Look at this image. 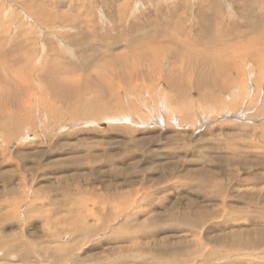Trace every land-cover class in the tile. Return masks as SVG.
<instances>
[{
  "label": "rangeland",
  "instance_id": "rangeland-1",
  "mask_svg": "<svg viewBox=\"0 0 264 264\" xmlns=\"http://www.w3.org/2000/svg\"><path fill=\"white\" fill-rule=\"evenodd\" d=\"M263 78L264 0H0V264H264Z\"/></svg>",
  "mask_w": 264,
  "mask_h": 264
},
{
  "label": "bare ground",
  "instance_id": "bare-ground-1",
  "mask_svg": "<svg viewBox=\"0 0 264 264\" xmlns=\"http://www.w3.org/2000/svg\"><path fill=\"white\" fill-rule=\"evenodd\" d=\"M37 8V7H36ZM149 36V35H148ZM148 36H143V37H148ZM166 38V37H165ZM130 39V38H129ZM134 39V38H133ZM146 39V38H145ZM144 39V42L146 43L147 42V40H145ZM262 40V39H261ZM137 43H135V44H139L140 43V41L141 40H139V39H137ZM144 42H141L140 44H139V47H137V49L138 50H135V52L133 53V55H135V58H137L138 60H136V63L135 64H132L131 66V68H132V70L130 71V74L128 73V79H129V81L130 80H134V79H142V83H146V80L145 79H147V80H150V79H155L156 78V74H155V70H157V68H159L158 69V71H159V75H160V77H162V82H164V84L166 83L167 85H165V87H166V89H168V74H169V72H170V70H168L167 71V75H166V70L168 69V67L167 68H164V64H165V62H166V60H168V56L167 55H165V53H166V51H167V48H168V45L166 44V43H163L162 44V46L161 47H156V44H149V48L148 47H146V45H148V44H144ZM255 44V43H254ZM253 44V45H254ZM132 47H134V46H132ZM136 47V46H135ZM254 47V46H253ZM152 49H154V52L152 51ZM262 50V49H261ZM260 50V51H261ZM132 51V50H131ZM211 51V50H210ZM133 52V51H132ZM241 53V52H240ZM175 55L174 56H177V53H174ZM126 55V54H125ZM133 55H131V57L133 56ZM151 55V56H150ZM238 56V55H237ZM262 58V57H261ZM114 59H117L118 61H119V63L120 64H123L125 67H126V64L128 63V58L127 57H125V56H123L121 59H120V57H118L117 56V58H114ZM131 59V58H130ZM254 59H255V57H254ZM113 60V59H112ZM241 60V59H240ZM253 60V59H252ZM260 60V59H259ZM259 60H258V62H259ZM11 61H12V59H11ZM21 61V60H20ZM118 61H116V62H118ZM213 61V60H212ZM215 61V60H214ZM219 61V60H218ZM235 61V60H234ZM262 61V60H261ZM244 62H246V61H244ZM254 62H257V61H254ZM241 63V62H240ZM251 63V62H250ZM253 63V62H252ZM228 64V63H227ZM248 64V63H247ZM193 65V64H192ZM233 65V64H232ZM243 65H244V63H243ZM255 65V64H254ZM168 66V65H167ZM234 66H237V65H234ZM250 66V65H249ZM246 67H247V65H246ZM234 68V67H233ZM241 68H243V67H241ZM254 68V67H253ZM246 69V68H245ZM248 69H250V68H248ZM17 70V69H16ZM15 70V71H16ZM130 70V69H129ZM242 70V69H241ZM257 70V69H256ZM255 70V71H256ZM7 71V70H6ZM14 71V72H15ZM236 71H237V69H236ZM244 71V70H243ZM19 72V71H18ZM17 72V73H18ZM47 72V71H46ZM68 72V71H67ZM121 72V71H120ZM231 72V71H230ZM234 72H235V70H234ZM241 72V71H240ZM250 72V71H249ZM258 72V71H257ZM16 73V72H15ZM22 73V72H21ZM61 73V72H60ZM112 74H114V72L112 71L111 72ZM232 73V72H231ZM230 73V74H231ZM254 73V72H253ZM19 74V73H18ZM45 74V73H44ZM51 74H52V72H51ZM100 74V73H99ZM229 74V75H230ZM238 74V73H237ZM242 75H244V74H246L245 73V71L243 72V73H241ZM22 75V74H21ZM21 75H19V76H21ZM39 75V74H38ZM109 75H111V74H109ZM108 75V76H109ZM121 75V74H120ZM120 75H118L117 74V77L118 78H120L121 76ZM232 75H233V73H232ZM15 76V75H14ZM53 76H54V74H53ZM61 76V75H60ZM123 76H125V75H123ZM122 76V77H123ZM169 76H170V74H169ZM199 76V75H198ZM245 76V75H244ZM62 77V76H61ZM103 77H104V75H103ZM248 77V76H247ZM16 79H17V77H15ZM108 78V77H107ZM110 78V81L111 80H113V77H109ZM108 78V79H109ZM127 78V77H126ZM237 78V77H236ZM258 78V77H257ZM256 78V79H257ZM14 79V78H13ZM12 78L10 79L11 81L13 80ZM18 79L21 81H24L23 80V78H22V76L21 77H18ZM79 79V78H78ZM88 79V78H87ZM120 79H122V78H120ZM127 79V80H128ZM183 79V78H182ZM264 79V78H263ZM99 80L101 81V82H103L104 83V80L103 79H100L99 78ZM133 80H132V82H133ZM159 80V79H158ZM195 80V79H194ZM197 80V79H196ZM259 80H260V78H259ZM21 81V82H22ZM62 83H56L57 84V87L58 88H60V89H63L64 91L66 90V89H69L68 87H63V85H65V86H71V85H73V84H76L74 81H71V79H69V78H64V79H62ZM157 81V80H156ZM160 81V80H159ZM159 81H157V86H159L158 84H162V82L161 83H159ZM200 81V80H199ZM246 81V80H245ZM258 81V80H257ZM116 82H117V80H116ZM135 82V81H134ZM133 82V83H134ZM225 82V81H224ZM241 82V81H240ZM243 82V81H242ZM252 82H254V80L252 81ZM23 83V82H22ZM24 83H25V81H24ZM115 83V82H114ZM129 83H131V82H129ZM132 83V84H133ZM137 83V82H136ZM140 83V82H139ZM148 83V82H147ZM150 83V82H149ZM153 83V82H152ZM151 83V84H152ZM251 83V82H250ZM13 84H14V82H13ZM21 84V83H20ZM78 84V83H77ZM76 84V85H77ZM110 84V83H109ZM135 84V83H134ZM141 84V83H140ZM143 84V85H144ZM241 84V83H240ZM262 84V83H261ZM26 85V84H25ZM24 85V86H25ZM75 85V86H76ZM117 85H118V83H117ZM139 85V84H138ZM243 86H244V83L242 84ZM18 86V85H17ZM29 86V85H28ZM252 86V85H251ZM86 86H84V88H85ZM247 87V86H246ZM259 87V86H258ZM71 88V87H70ZM76 88H78L77 86H76ZM80 88V87H79ZM78 88V89H79ZM109 88H111V89H114L115 87H113L112 88V86H109ZM160 88H161V85H160ZM245 88V87H244ZM248 88V87H247ZM17 89V88H16ZM159 89V88H158ZM246 89V88H245ZM257 89V88H256ZM87 90H88V88H87ZM86 90V91H87ZM257 90H259V89H257ZM10 91V90H9ZM19 91V90H18ZM67 91V90H66ZM86 91H84V92H86ZM246 91H247V89H246ZM1 92V91H0ZM79 92V91H78ZM83 92V93H84ZM2 93V92H1ZM20 93V92H19ZM82 93V92H81ZM144 93V92H143ZM111 95V94H110ZM143 95V94H142ZM159 96H160V94H159ZM166 96L164 95V92L162 91L161 92V99L160 100H162L163 98H165ZM114 99V98H113ZM183 100V99H182ZM146 101V99H144V102ZM148 101H149V99H148ZM185 102V101H184ZM224 102V101H223ZM146 103V102H145ZM17 104V103H16ZM224 104V103H223ZM242 104V103H241ZM227 105V104H226ZM124 107H125V105H123ZM164 111V110H163ZM168 113V112H167ZM164 114H166V111L164 112ZM70 115V114H69ZM85 115V114H84ZM99 116V115H98ZM47 120V119H46ZM57 120V119H56ZM127 120V119H126ZM109 122V121H108ZM76 123V122H75ZM40 124V123H39ZM75 126V125H74ZM130 164V163H129ZM66 241V240H65ZM37 254V253H36ZM28 255H26V254H24V257L26 258ZM117 264H119V263H117ZM120 264H124V263H120Z\"/></svg>",
  "mask_w": 264,
  "mask_h": 264
}]
</instances>
